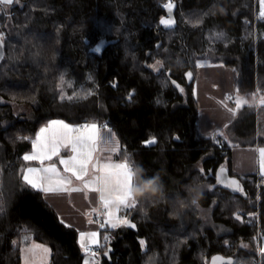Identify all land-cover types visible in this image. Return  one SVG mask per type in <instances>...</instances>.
I'll list each match as a JSON object with an SVG mask.
<instances>
[{"label":"trees","instance_id":"obj_1","mask_svg":"<svg viewBox=\"0 0 264 264\" xmlns=\"http://www.w3.org/2000/svg\"><path fill=\"white\" fill-rule=\"evenodd\" d=\"M262 13L261 0L0 3V264H23L32 241L49 246L47 264H85L79 229L23 179L37 162L23 157L55 118L111 127L139 183L136 206L123 210L135 227H103L101 258L89 264H210L218 253L258 264L264 179L236 173L232 148L264 143V105L248 102L203 134L195 82L208 60L234 68L241 93L264 98ZM224 165L239 191L218 182Z\"/></svg>","mask_w":264,"mask_h":264},{"label":"crops","instance_id":"obj_2","mask_svg":"<svg viewBox=\"0 0 264 264\" xmlns=\"http://www.w3.org/2000/svg\"><path fill=\"white\" fill-rule=\"evenodd\" d=\"M238 89V75L234 68L225 66L220 63L202 62L199 63L197 78L195 82V93L199 101L201 110L199 116V129L203 134H215L219 130L226 127L234 118L238 109H236L235 100L240 98ZM235 95V96H234ZM231 98V99H230ZM241 99V98H240ZM247 100V99H246ZM249 102V100H247ZM233 109H236L233 112ZM53 122H63L71 128L80 129L79 132H72L73 137L81 134H90V129L80 128L79 125L70 123L64 119H51L38 132L34 141L32 150L26 155H35L41 151L40 143L45 140L50 141L54 137H60L65 133L61 125ZM98 141L96 140V151L93 154V163L99 161L102 167L104 164L113 166L127 163L124 159L118 158L120 152V145L118 138L111 135L109 131L103 133V128L106 125L98 124ZM36 142V143H34ZM260 144L249 146L236 145L232 148L233 161L232 169L238 174L257 173L262 175V167L259 163ZM73 155L70 148H61L60 156L53 157L52 160H44L41 163L39 160L35 163H29L24 168L23 174H28L27 169L33 168L35 173L28 174L30 178L38 185L37 188L43 189L49 187V175L43 169L55 165L60 170V177L70 178L71 183L65 184L68 191L44 192L45 198L58 211L61 218L79 229V242L84 251L87 253L90 247H98L101 242V230L103 227H112L108 221L106 209L100 200L103 195L105 200L114 201L116 192H97L91 190V187L86 188L85 182L91 180L94 176L100 175L99 172L93 171L91 165L89 166L88 176L84 180H77L71 176V173L63 171L64 166L58 163L60 158H68ZM131 167V165H129ZM57 177H52L55 181ZM99 187L100 185H95ZM73 188L82 189L81 191H72ZM133 195V187L131 189ZM111 208L116 212L117 205L112 203ZM120 207L118 216L121 220L124 219L123 210ZM115 222V221H113ZM121 224V223H119ZM118 224V225H119ZM92 233H96V239H92ZM81 234H84L83 244L81 242ZM88 254V253H87ZM99 251L94 255L98 258ZM92 255V254H90ZM93 255V256H94ZM93 260V257L89 261ZM89 264L88 261H85Z\"/></svg>","mask_w":264,"mask_h":264},{"label":"snow or ice","instance_id":"obj_3","mask_svg":"<svg viewBox=\"0 0 264 264\" xmlns=\"http://www.w3.org/2000/svg\"><path fill=\"white\" fill-rule=\"evenodd\" d=\"M0 3L4 4H12L13 0H0ZM171 9L172 5L169 3L167 6ZM264 15V13H262ZM161 23L165 26H171L174 21L172 19H162ZM191 76V73L187 74ZM231 99V98H230ZM248 104L246 99H236L235 105L236 109H239L243 105ZM260 104L264 105V98L260 100ZM251 107L252 105H248ZM233 109V112L236 110ZM55 124H59L65 130V133L60 137H54L50 141L45 140L40 143L41 151L35 155H25L23 157L26 161L31 160H39L41 163L44 160H52L53 157L60 156V149L70 148V151L73 155L68 158H60L58 163L63 165V171L67 173H71V176L75 177L77 180H84L86 176H88L89 166L91 165L93 171L99 172L100 175L94 176L91 180L85 182V187H91V190L97 192H116L114 201L105 200L103 195H101L100 200L103 203L106 214L108 216V221L111 223L113 228L117 227L119 223L129 224L131 227H135L131 225L127 219L121 220L118 216L119 208L123 207L125 209L134 208L136 206L137 201L132 195V187L139 186V183L136 182L134 185L133 182V171L134 169L129 166L128 163L115 165V171L113 170V166L109 164H104L102 167L99 165V161L93 163V154L96 151V140L98 137V126L93 125H85L83 126L86 130L90 129V134L84 135L81 134L79 136L73 137L71 135L72 132H79L80 129L71 128L69 125L63 124V122H53ZM36 143V142H34ZM147 143H155V138L148 141ZM262 155H264V150H261ZM45 173L49 175V187L43 188L42 190L45 192H56V191H68V188L65 187V184H70V178L60 177V170L55 166L51 165L50 167L43 169ZM36 170L33 168H28L27 173L32 174L35 173ZM25 174L23 176L24 181L33 188H36L38 185L34 182L33 179L30 178V175ZM52 177H57L55 181L52 180ZM154 179L149 178V180ZM235 184V182H233ZM95 185H100L96 187ZM72 191H81L82 189L73 188ZM115 203L117 205L116 212H113L111 205ZM115 221V222H113ZM92 239L95 240L97 234L92 233ZM84 234H81V242L83 244ZM141 244H144V241H141ZM261 252L264 253V248L261 249ZM27 264V261H26Z\"/></svg>","mask_w":264,"mask_h":264},{"label":"rangeland","instance_id":"obj_4","mask_svg":"<svg viewBox=\"0 0 264 264\" xmlns=\"http://www.w3.org/2000/svg\"><path fill=\"white\" fill-rule=\"evenodd\" d=\"M264 10V0H261V11ZM202 62H208V60H202L199 63ZM237 93H239V97L241 99H247L249 100V102H254V103H258L262 98L259 99L258 96L254 95V94H246V93H241L239 89H237ZM235 96V95H234ZM238 98V99H240ZM24 108V107H22ZM93 124L98 125L99 123L97 122H93ZM92 124V125H93ZM103 133H105L106 131H109L111 133V135H115L114 130L109 127L106 126L103 128ZM97 141H98V137H97ZM261 150H264V143L260 144ZM260 150V156H259V163L260 166L262 167V175L264 177V155H262V152ZM261 246L259 248V254L264 256V253L261 252V249L264 248V231L261 233ZM90 255L87 254L85 261L90 260L91 257H93L95 259L96 255ZM50 256H51V252H50V248L48 245L40 243L38 241H32L31 243H28L27 245L24 246L23 249V264H47L50 260ZM86 264V263H85Z\"/></svg>","mask_w":264,"mask_h":264},{"label":"water","instance_id":"obj_5","mask_svg":"<svg viewBox=\"0 0 264 264\" xmlns=\"http://www.w3.org/2000/svg\"><path fill=\"white\" fill-rule=\"evenodd\" d=\"M14 1L15 0H13V2ZM170 3L172 7L171 9H169L167 7L169 3L166 5L167 15L165 16L164 19H169V18L172 19L174 21L172 25H174L176 23L175 13H176L177 4L176 2H170ZM3 56H4V42L0 34V61L2 60ZM217 179L221 185L228 187L232 190L239 191L241 189V183H240L239 178L236 176L229 175L228 168L225 165L219 168L218 173H217ZM233 182H235V184ZM104 255L107 259H110V254L108 251H106ZM232 262H233V257L231 256L228 257L220 253L213 255L210 259V264H226V263H232Z\"/></svg>","mask_w":264,"mask_h":264},{"label":"built area","instance_id":"obj_6","mask_svg":"<svg viewBox=\"0 0 264 264\" xmlns=\"http://www.w3.org/2000/svg\"><path fill=\"white\" fill-rule=\"evenodd\" d=\"M93 124V122H91V121H84V122H82L80 125H79V127L80 128H84L83 126H85V125H92ZM131 167L133 168V166L131 165ZM114 236V233L113 232H110L109 233V237L111 238V237H113ZM97 251H99L98 250V247H90L89 249H88V253L89 254H95ZM101 258V254H100V252H99V254H98V259H100ZM258 264H264V256H262V255H260V258H259V262H258Z\"/></svg>","mask_w":264,"mask_h":264}]
</instances>
